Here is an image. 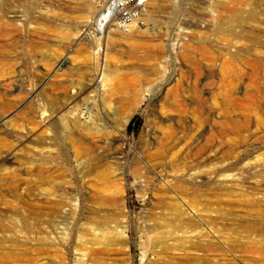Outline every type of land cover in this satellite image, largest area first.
<instances>
[{"label": "rangeland", "instance_id": "rangeland-1", "mask_svg": "<svg viewBox=\"0 0 264 264\" xmlns=\"http://www.w3.org/2000/svg\"><path fill=\"white\" fill-rule=\"evenodd\" d=\"M92 1L0 0L16 28L0 33V62L22 105L8 120L32 135L17 146L0 133V155L16 149L9 185L33 189L20 205L0 188L11 203L0 264H264V0H146L134 37L100 49L88 34L75 40ZM63 93L77 99L49 126L46 100ZM42 163L48 179L25 182ZM220 174H238L224 182L230 195L213 194ZM95 210L99 230L82 233ZM198 240L222 251H182Z\"/></svg>", "mask_w": 264, "mask_h": 264}, {"label": "bare ground", "instance_id": "bare-ground-1", "mask_svg": "<svg viewBox=\"0 0 264 264\" xmlns=\"http://www.w3.org/2000/svg\"><path fill=\"white\" fill-rule=\"evenodd\" d=\"M109 0H106V2H108ZM104 6V4H102V3H99L98 2V0H93L89 5H87L86 6V11L88 12V13H90L91 14V16L88 18V20L85 22L86 23V25H84V29H80V27L79 28H77V32H76V36H75V40L76 39H81L83 36H84V34H88V36L89 37H91V38H94L95 39V42H96V45H97V47H99V49H100V47L103 45V43H106V42H109L114 36H118V37H121L122 39H131V38H133L134 37V34L137 32V29L138 28H133L132 30H130L129 32H122V31H119L118 29H116V28H114V27H112V26H110L108 29H106V30H103V29H101V28H99V29H96V31L94 32H92L91 31V28H93V25H94V21H95V19H96V16H97V14L101 11V9H102V7ZM151 6L152 7H154V9H157L158 8V2H156V1H153L152 2V5H150V8H151ZM98 7H99V9H98ZM152 9V8H151ZM97 10V12L95 13V16H93L92 17V15H93V13L95 12ZM146 11L144 10L143 12H142V17H143V20H146L147 21V19H149L150 18V16H149V14L150 13H145ZM18 15H19V13H18ZM14 17L15 18H19V16H17V14L16 13H14ZM90 19V20H89ZM14 25V24H13ZM13 25H11L10 24V22H8L7 20H4V18H3V16L1 15V13H0V33H1V35H4L5 36V34L6 35H9L11 32H12V30L14 29V30H16V28H13L14 26ZM13 28V29H12ZM80 29V30H79ZM115 39V38H114ZM80 49V48H79ZM93 55V54H92ZM7 66H9L7 63H4L3 61L2 62H0V133H2V134H7V135H9L10 137H12V138H14L15 140H16V144H17V146H20V145H22L23 143H25L26 141H28V140H30L31 138H32V135H30V134H28V133H25V134H22V135H19L18 133H17V131L11 126V124H12V120H8V116H9V114L11 113V115L15 112V114L16 113H19L20 111H21V108H22V105H18V104H20V103H18V104H16L14 101H12L11 99H10V97H12L10 94H8L7 93V91L10 89V86H11V82H12V80H11V78H9L8 77V75L9 74H6V73H4V71L5 70H7ZM6 72V71H5ZM7 73H8V71H7ZM44 76H45V78H47V74L46 73H44L43 74ZM14 76V75H13ZM11 77V76H10ZM42 77V76H41ZM78 94L76 95V97L77 98H79L81 95H82V90H80V91H78L77 92ZM15 95V94H14ZM16 97H17V95H16ZM74 98V97H67V95L65 94V93H63L60 97H57L56 98V101H52V99H50V98H47V100H46V103H47V109H52L51 110V118H52V122H49V126H52L53 124H54V119H63L64 117H63V114H62V112L65 110V109H67L68 108V106H69V104L70 103H72L73 101H75L77 98ZM13 98V97H12ZM74 98V99H73ZM15 99V98H14ZM16 101V100H15ZM19 101V100H18ZM52 102H55V103H52ZM54 104H58L56 107L57 108H55V109H53V107H50L49 108V106H51V105H54ZM27 108V107H26ZM39 108H41V107H39ZM46 108V107H45ZM23 109H24V107H23ZM43 109H44V106H43ZM43 111V110H42ZM36 112H38V111H36ZM34 113V112H33ZM29 115H30V113H29ZM27 116V115H26ZM33 117V116H32ZM63 117V118H62ZM35 118H36V116H35ZM27 122H29V123H31L32 122V118L31 117H28L27 118ZM63 123L65 124V121H63ZM74 123H75V126H79V122H77V121H74ZM41 124H43V123H41ZM45 125V124H44ZM62 126H64V125H62ZM74 126V125H73ZM64 128V127H63ZM72 130V129H71ZM223 134V137L225 136V134L226 133H222ZM228 136H229V134H228ZM221 137H222V135H221ZM220 137V138H221ZM222 137V138H223ZM232 139V138H231ZM218 140V139H217ZM45 141V140H44ZM219 141V140H218ZM221 141V140H220ZM110 142V141H109ZM39 143V142H38ZM44 143V142H43ZM43 143H41V145H45V144H43ZM218 143H220V142H218ZM49 144V143H48ZM47 144V145H48ZM110 143H108L107 144V146L109 147V148H111L112 147V144H110ZM39 145H40V143H39ZM46 145V146H47ZM105 145H106V143H105ZM114 145H116V142H114L113 143V147H114ZM51 146H53V145H51ZM117 146V145H116ZM222 146V145H221ZM46 151L45 152H43V153H45V157L46 158H51V155L53 154L52 153V150H51V148H50V146L47 148L46 147ZM112 149V148H111ZM16 149H10V150H8V151H6L4 154H2V155H0V188L2 187V186H8L7 187V189H9L10 190V188L9 187H11L10 185H9V179L10 178H14L15 176H16V173H15V171L13 170L14 168H15V165L18 163L17 162V154H16V151H15ZM42 151H44V150H42ZM42 165L43 166H41V167H36L35 169H33V170H31V169H25V172H24V174H22L21 173V175H25L26 177H24L23 178V180L25 181V182H28V181H30L31 179H32V177L34 176V177H36L37 176V178H38V180H39V182H44L45 180H46V178H47V176L44 174V172L48 169V164L47 163H42ZM209 171H207V173H208ZM217 172H222L221 170L220 171H213L211 174H213V173H217ZM19 175H20V173H19ZM221 175V174H220ZM219 176V175H218ZM237 176H238V174H237ZM237 176H235V175H226V174H222L221 176H220V178H224V180L221 182V183H219V185L218 186H216L215 188H213V194L216 196V195H220L221 197H222V195H224L225 196V194L227 195V194H229L230 195V192L232 191L231 189H227L226 188V191L224 192V182L226 181V180H235L236 178H238ZM240 177V176H239ZM206 178V177H205ZM48 179V178H47ZM178 182V181H177ZM182 184V183H181ZM184 184V183H183ZM182 184V185H183ZM226 184V183H225ZM229 184V183H228ZM177 186H179L180 187V185H179V183H177L176 184ZM181 185V186H182ZM187 185L188 184H186V187H187ZM230 185V184H229ZM228 185V186H229ZM232 185V184H231ZM233 186H235L234 184H233ZM182 187H184V186H182ZM182 187H180L181 189H183ZM236 187V186H235ZM12 188V194H11V196H12V198L14 199V202H16V203H18V204H20V205H23L24 203H26L28 200H29V197L31 196V195H33V189H32V187H29V188H27L26 190H24V193L22 194V193H20L19 192V188L18 187H11ZM178 188V187H177ZM179 188V189H180ZM185 188V187H184ZM188 188V187H187ZM199 189V188H198ZM172 190H175V189H172ZM184 190V189H183ZM185 190H187V189H185ZM212 190V189H211ZM182 191V190H181ZM194 191H195V189H194ZM177 192V191H176ZM183 193L185 192V191H182ZM223 192H224V194H223ZM195 193V192H194ZM179 194H181L180 192H179ZM186 194H187V192H186ZM197 194H199V193H197ZM201 194V193H200ZM176 195V194H175ZM183 196H185V195H183ZM219 196V197H220ZM176 197V196H175ZM180 197V196H179ZM171 198V197H170ZM217 198V197H216ZM173 199V198H172ZM177 199V198H176ZM182 199V198H181ZM168 200V199H167ZM175 200V199H174ZM173 200V201H174ZM170 201H172V200H170ZM169 201V202H170ZM217 201H220V200H217ZM178 202V201H177ZM182 202V201H181ZM178 203H180V202H178ZM210 204V203H209ZM181 205V204H180ZM183 205V204H182ZM253 205H257V203L255 202ZM9 206H11V203H7L6 201H4V202H2V203H0V210H3V209H6V208H8ZM37 205L36 204H32V205H30L28 208H34V207H36ZM171 208H173V207H171ZM183 207H181V208H177V209H174L175 211H177V213H176V216H179V217H182V216H185L186 217V219H185V221H186V223L188 224V225H190V226H193V223L195 224V222L194 221H192L191 222V220H190V218H192V217H190L191 216V214H189V213H187L186 211H185V209H182ZM193 209H196V208H193ZM210 210H212V209H210ZM197 211V210H196ZM186 215H190L189 217L190 218H188ZM193 215V214H192ZM203 217H205V219L206 220H210V219H208V217H206V216H203ZM203 219V218H202ZM202 219H201V221H202ZM192 220H193V218H192ZM198 220H200V219H198ZM211 222H212V224H213V222H214V224H213V226L214 225H217L216 223H217V221L214 219V220H211ZM216 222V223H215ZM202 223V222H201ZM204 223H206V221H204ZM207 223H210V222H208L207 221ZM197 224H199V222L197 223ZM100 223L98 222V219H97V210H95L94 211V217L93 218H91V221H90V223H88V226H86V227H84V228H81V230H82V233H84L85 231L86 232H93V231H96V230H99V228H100ZM202 224H199V226H201ZM204 225V224H203ZM198 226V227H199ZM210 226H211V224H210ZM213 226H212V228H213ZM207 227V226H206ZM180 228H183L184 230L186 229V227H184L183 226V222L181 223V225H180ZM183 229H181L180 231L182 232V234L183 233H186ZM152 230H150V232H151ZM202 232V231H201ZM204 232V231H203ZM202 232V233H203ZM200 233V232H199ZM151 234V233H150ZM204 234V233H203ZM253 234V232H251V234H249V236H251ZM198 236V235H197ZM205 236V235H204ZM259 236V235H258ZM192 237V236H191ZM194 237V236H193ZM210 237H211V235H210ZM216 237V236H215ZM201 238V237H200ZM207 238V237H206ZM214 238V237H213ZM196 239H197V237H196ZM214 240V239H213ZM202 241V240H201ZM209 241V240H208ZM197 242V241H196ZM199 242V243H198ZM198 244H195V242L193 243V245H189L188 247H187V249L186 248H184V246H182L183 248H182V251H186V250H189V248H192V249H190V250H196V252H198V251H210V250H213L212 251V253H214V251H217L218 253H219V250L220 251H222L221 250V248L218 246V244H217V242L216 243H211V242H209V243H206V241H205V244H202V242L200 243V241L198 240ZM203 242H204V240H203ZM215 242V241H214ZM232 250V249H231ZM192 252H195V251H192ZM186 253V252H185ZM206 253V252H205ZM210 254V253H209ZM207 255V254H206ZM222 255H224L223 253H222ZM193 261H195V262H197V263H199V264H220V263H223V264H233L234 262H236V261H234V259L233 260H225V261H219V260H213V259H202V258H194V259H192ZM191 260V261H192ZM263 262H264V258L263 259H261ZM256 263H259V261H255ZM188 263H190V261L188 262ZM192 263V262H191ZM190 263V264H191Z\"/></svg>", "mask_w": 264, "mask_h": 264}, {"label": "built area", "instance_id": "built-area-1", "mask_svg": "<svg viewBox=\"0 0 264 264\" xmlns=\"http://www.w3.org/2000/svg\"><path fill=\"white\" fill-rule=\"evenodd\" d=\"M146 0H109L104 3L97 14L91 31L106 30L110 26L122 32H129L133 28L143 25L142 12Z\"/></svg>", "mask_w": 264, "mask_h": 264}, {"label": "trees", "instance_id": "trees-1", "mask_svg": "<svg viewBox=\"0 0 264 264\" xmlns=\"http://www.w3.org/2000/svg\"><path fill=\"white\" fill-rule=\"evenodd\" d=\"M131 124H132V123H131ZM131 124H130V125H131ZM129 127H130V126H129Z\"/></svg>", "mask_w": 264, "mask_h": 264}]
</instances>
